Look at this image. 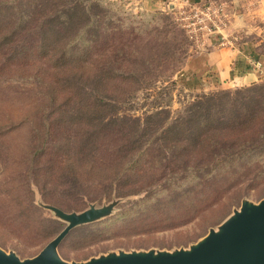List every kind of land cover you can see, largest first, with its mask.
<instances>
[{"label": "rangeland", "instance_id": "374dc122", "mask_svg": "<svg viewBox=\"0 0 264 264\" xmlns=\"http://www.w3.org/2000/svg\"><path fill=\"white\" fill-rule=\"evenodd\" d=\"M81 1L88 11L81 14L78 27L70 29V36L81 34L80 54L88 60L82 63L78 81L69 78L83 89V97L54 105L40 86L18 75L17 40L38 38L44 25L41 16L67 13L78 0H0V61L6 62L0 73V247L30 258L66 226L40 202L54 201L66 211L79 212L90 204L117 201L111 214L67 234L59 246L63 259L86 261L120 250L188 248L239 209L244 199L264 198V141L237 153L234 161L219 159L216 180L208 178V184L201 185L205 169L179 171L178 156L184 148L176 146L187 143L178 141L179 134L187 136L183 130L190 127L199 135L204 117L215 124V119L246 113L253 104L264 105V79L251 86L193 89L180 74L187 57L199 52L204 41L190 37L178 9L152 10L143 0ZM15 5L17 10L24 5L23 14L14 12ZM33 13L31 35L13 34V24L19 18L24 24ZM49 23L54 26L56 20ZM91 40L94 47L86 52ZM87 92L92 96L84 97ZM199 105L206 108L197 118L201 121L191 122ZM21 120L25 123L19 130H5ZM61 127L71 136L105 134L103 152L121 160L115 172L110 176V169L96 167L92 180L100 183L83 190L52 186L56 172L51 154H41L42 161L37 162L36 151L54 144ZM41 131L52 135L43 137ZM81 146L80 139L77 148Z\"/></svg>", "mask_w": 264, "mask_h": 264}, {"label": "trees", "instance_id": "16d2710c", "mask_svg": "<svg viewBox=\"0 0 264 264\" xmlns=\"http://www.w3.org/2000/svg\"><path fill=\"white\" fill-rule=\"evenodd\" d=\"M77 3L78 5L68 8L67 13L58 11L55 14L52 13L51 16L49 13L41 16L40 20L44 25L41 26L40 34L36 36L38 41H35V38L32 41L17 40V59L19 60V67H21L20 69L17 68V71H19L18 75L23 79H28L27 83L40 86L45 92L44 98H48L54 105L66 104L67 100L77 102L79 98L83 97L81 95L83 89L78 86L76 81L80 79L82 63L87 61L88 58L85 59L80 54V42L83 41L81 34L78 35L76 33L74 37H71L70 29L78 27L81 14L88 10L84 9L83 6L81 7V4H83L81 0H78ZM38 5L40 6V4ZM20 7L22 8L24 5H19L18 10L16 5L12 9L17 10L14 12L18 15L23 14ZM26 18L29 21L24 20V24L20 22V18L18 23L13 24V34L17 35V37L31 35L32 28H29V25L34 20V13L33 15L28 14ZM90 19L92 24V16H90ZM50 20H56V24L52 26L49 23ZM92 43H94V40L88 42L86 52L94 47ZM72 47L74 52L71 54ZM5 64V59L0 61V73L6 68ZM70 76L76 77L77 80H71ZM90 96H92V92H87L84 97ZM98 96L99 93L96 92L94 97ZM253 105L252 108H247L246 113H240L231 119H215V124L210 123L209 118L204 117L199 126L201 129L200 134L197 136L195 135V129L185 128L183 132L188 133V135L181 138L182 134H179L178 141L186 140L187 143L185 146L178 144L176 146L177 148H184L182 155L178 156L182 162L179 171L190 170V172H194L205 169V174L200 178L199 184L206 185L209 182L208 178L216 180L214 169L217 168L216 162L219 159L223 161L230 158L231 161H234L237 158V153L246 151L252 145L264 141V105ZM205 109V107L199 105L197 110L191 113L189 120L191 122H194V120L201 121V119L197 118L202 114L201 110ZM53 112L54 110H51L49 115L52 116ZM24 123V120H21L17 124H11L5 130L8 132L19 130ZM67 131L69 132V129ZM68 132L62 127L60 132L56 131L54 144L43 146L41 150L36 151L39 156L37 162L42 161L43 154H51V167L54 165V172H56L54 176H51V181L56 183L52 184V186H56L55 188L83 190L82 187L85 189L92 186L96 187L100 182L92 180V170L98 167L107 172L110 169L111 172H107V175L111 176L115 172L117 163H120L121 160L113 158L112 153L106 152V150L103 152L101 146L107 145L105 144L107 139L105 134L86 133V136L83 137L78 136V132L74 136L69 135ZM41 133H43V137L52 135L48 134L49 132L47 131H41ZM80 139L82 140V146L78 149L77 146L80 143ZM220 156L222 158H219ZM102 159L106 160L102 161ZM89 165L90 169H86ZM141 170L142 168H140ZM141 173H144V171H141ZM60 175H63L64 178L61 179ZM36 176L39 177V174ZM44 181L46 184L50 183L49 179ZM109 186H112V184ZM52 203L58 207L61 206L57 202L53 201Z\"/></svg>", "mask_w": 264, "mask_h": 264}, {"label": "water", "instance_id": "95a60500", "mask_svg": "<svg viewBox=\"0 0 264 264\" xmlns=\"http://www.w3.org/2000/svg\"><path fill=\"white\" fill-rule=\"evenodd\" d=\"M116 203L113 201L102 206L90 204L82 211L69 212L40 202L57 218L67 222L66 226L30 258L22 259L15 252H7L0 247V264H264V198L259 202L244 199L239 209L188 248L120 250L86 261L63 259L59 246L67 234L79 225L111 214Z\"/></svg>", "mask_w": 264, "mask_h": 264}, {"label": "crops", "instance_id": "0c3cea01", "mask_svg": "<svg viewBox=\"0 0 264 264\" xmlns=\"http://www.w3.org/2000/svg\"><path fill=\"white\" fill-rule=\"evenodd\" d=\"M143 1L152 10L175 4L174 0ZM225 1L232 14L228 31L236 33L237 40L223 46L217 36H212L199 52L187 57L180 79L193 85V89L251 86L264 79V0Z\"/></svg>", "mask_w": 264, "mask_h": 264}, {"label": "built area", "instance_id": "2783aa9c", "mask_svg": "<svg viewBox=\"0 0 264 264\" xmlns=\"http://www.w3.org/2000/svg\"><path fill=\"white\" fill-rule=\"evenodd\" d=\"M174 2V8L178 9L176 11L179 15L178 19L186 27L192 39L198 42L204 41V46L212 36H217L220 45L223 46L237 40V34L228 31L232 14L225 0H209L203 3L190 0H174ZM256 66L261 69L260 63Z\"/></svg>", "mask_w": 264, "mask_h": 264}]
</instances>
